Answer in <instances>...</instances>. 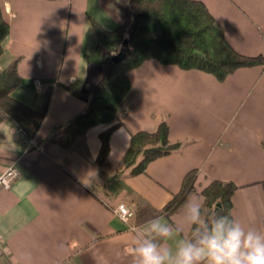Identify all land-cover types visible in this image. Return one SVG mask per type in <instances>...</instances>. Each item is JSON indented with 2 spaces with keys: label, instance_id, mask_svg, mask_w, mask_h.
I'll list each match as a JSON object with an SVG mask.
<instances>
[{
  "label": "crops",
  "instance_id": "crops-1",
  "mask_svg": "<svg viewBox=\"0 0 264 264\" xmlns=\"http://www.w3.org/2000/svg\"><path fill=\"white\" fill-rule=\"evenodd\" d=\"M202 1L238 52L264 55V0ZM0 6L10 24L0 72L19 59L21 83L13 97L39 110L52 90L35 136L11 119L0 121V174L14 162L20 171L9 189L0 188L6 247L0 264H133L130 226L156 217L178 222L183 208L162 209L193 169L199 173L191 197H203L215 179L233 181L239 185L233 218L264 231V65L239 68L220 81L146 60L129 71L122 124L111 135L108 165L99 166L100 133L111 124L91 127L69 148L51 137L89 105L87 82L96 79L87 56L97 45L91 19L113 30L124 22L122 9L109 0H0ZM163 120L181 147L144 173L117 175L132 134L156 131ZM120 202L134 210L128 223L114 214Z\"/></svg>",
  "mask_w": 264,
  "mask_h": 264
},
{
  "label": "trees",
  "instance_id": "trees-1",
  "mask_svg": "<svg viewBox=\"0 0 264 264\" xmlns=\"http://www.w3.org/2000/svg\"><path fill=\"white\" fill-rule=\"evenodd\" d=\"M122 9L124 22L113 30L91 19L97 34V45L87 56L89 74L95 78L88 107L68 123L56 128L51 137L65 148L99 124H111L100 133L99 166L108 165L110 138L122 124L121 114L132 83L129 71L148 59L173 64L181 69H198L225 80L242 67L264 65V55L249 56L238 52L225 38L215 16L202 0H109ZM10 33V24L0 6V57ZM127 42V44L125 43ZM122 48L130 51L127 57L113 62L112 57ZM19 59L0 72V121H15L28 137L37 134L49 109L52 90L45 92L42 107L30 108L15 99L13 91L20 85ZM170 126L163 120L156 131L141 130L131 136L117 175L144 173L152 161L178 150L182 143L173 142ZM198 169L184 177L181 189L166 203L162 211L174 213L184 207L195 191ZM239 185L233 181L213 180L202 190L203 207L209 215H230L233 218V196ZM220 203V204H219Z\"/></svg>",
  "mask_w": 264,
  "mask_h": 264
},
{
  "label": "clouds",
  "instance_id": "clouds-1",
  "mask_svg": "<svg viewBox=\"0 0 264 264\" xmlns=\"http://www.w3.org/2000/svg\"><path fill=\"white\" fill-rule=\"evenodd\" d=\"M203 199L190 197L176 223L156 217L130 226L133 264H264V231L230 215H205Z\"/></svg>",
  "mask_w": 264,
  "mask_h": 264
},
{
  "label": "built area",
  "instance_id": "built-area-1",
  "mask_svg": "<svg viewBox=\"0 0 264 264\" xmlns=\"http://www.w3.org/2000/svg\"><path fill=\"white\" fill-rule=\"evenodd\" d=\"M20 171L17 164L11 163L7 168L0 174V188L9 189L12 186L13 181L19 176ZM114 214L124 223H128L134 215V210L125 202H120L114 207ZM6 253V247L3 239L0 237V255ZM7 264H16L8 260Z\"/></svg>",
  "mask_w": 264,
  "mask_h": 264
},
{
  "label": "water",
  "instance_id": "water-1",
  "mask_svg": "<svg viewBox=\"0 0 264 264\" xmlns=\"http://www.w3.org/2000/svg\"><path fill=\"white\" fill-rule=\"evenodd\" d=\"M127 44V42H125ZM130 50L127 48H122L118 53H116L113 57L112 60L113 62H119L127 57V53ZM220 204V203H219Z\"/></svg>",
  "mask_w": 264,
  "mask_h": 264
}]
</instances>
